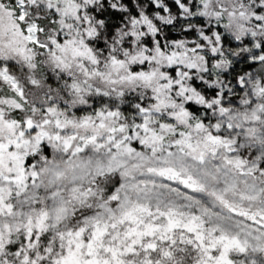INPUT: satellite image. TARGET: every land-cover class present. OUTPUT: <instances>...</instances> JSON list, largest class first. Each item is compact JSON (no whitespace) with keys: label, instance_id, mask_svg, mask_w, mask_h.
Masks as SVG:
<instances>
[{"label":"snow or ice","instance_id":"snow-or-ice-1","mask_svg":"<svg viewBox=\"0 0 264 264\" xmlns=\"http://www.w3.org/2000/svg\"><path fill=\"white\" fill-rule=\"evenodd\" d=\"M0 264H264V0H0Z\"/></svg>","mask_w":264,"mask_h":264}]
</instances>
